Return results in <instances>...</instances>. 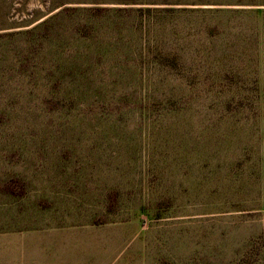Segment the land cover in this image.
I'll return each mask as SVG.
<instances>
[{"label": "rangeland", "instance_id": "obj_1", "mask_svg": "<svg viewBox=\"0 0 264 264\" xmlns=\"http://www.w3.org/2000/svg\"><path fill=\"white\" fill-rule=\"evenodd\" d=\"M0 264H264V0H0Z\"/></svg>", "mask_w": 264, "mask_h": 264}]
</instances>
